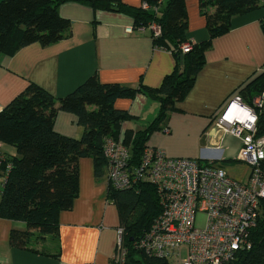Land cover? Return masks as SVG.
Instances as JSON below:
<instances>
[{
    "label": "crops",
    "instance_id": "0c3cea01",
    "mask_svg": "<svg viewBox=\"0 0 264 264\" xmlns=\"http://www.w3.org/2000/svg\"><path fill=\"white\" fill-rule=\"evenodd\" d=\"M118 1L134 8H140L142 2ZM166 1L160 0L159 6ZM198 4L199 0H185L187 40L191 43L208 37ZM58 13L70 21L66 38L48 46L31 43L12 54L0 53L3 106L30 82L60 98L92 73L101 82L133 88L158 87L175 67L174 54L155 48L149 29L135 28L130 14L93 8L78 0L62 3ZM204 59L191 90L162 124L166 128L154 131L146 145L162 149L169 157L198 159L221 167L225 161H237L231 157L236 156L241 141L218 132L215 116L228 99L238 94L239 87L264 71V7L233 16L229 31L212 40ZM114 106L129 115L120 125L118 139L123 142L125 130L146 127L159 109V103L142 92L132 98H117ZM54 130L79 138L84 128L74 114L58 110ZM224 134L233 139H225ZM0 152L5 158L16 155V149L3 142ZM2 170L1 166L0 181ZM78 175L77 196L70 209L59 213L57 234L41 236L36 230H29L23 248L12 246L11 230L25 231L27 226L22 221L0 217V264H110L121 220L116 205L106 197V173L96 177L92 159L82 157ZM248 175L249 172L244 180H238L228 174L241 182Z\"/></svg>",
    "mask_w": 264,
    "mask_h": 264
},
{
    "label": "trees",
    "instance_id": "16d2710c",
    "mask_svg": "<svg viewBox=\"0 0 264 264\" xmlns=\"http://www.w3.org/2000/svg\"><path fill=\"white\" fill-rule=\"evenodd\" d=\"M69 0H0V53L12 54L18 49L38 43L48 46L66 38L70 21L61 17L58 7ZM97 9L130 14L135 28H148L155 48L171 51L175 56L173 71L166 74L158 87H130L116 82H101L92 73L63 97L56 98L40 85L30 82L0 111V140L13 146L16 155L6 156L11 164L0 189V217L19 220L25 231L11 230L9 242L23 248L29 230L39 235L58 232V215L72 207L78 193V162L82 157L93 161L96 177L106 173L103 144L106 138L117 139L120 125L129 118L117 109V98H132L142 92L159 103L154 119L137 131L125 130L124 143L130 147L132 161L137 164L150 135L162 126L169 112L191 90L202 69L204 53L212 40L230 29L233 16L261 7L264 0H199V11L205 19L208 37L200 42L187 40L188 17L185 0H167L159 6L147 0L150 8H134L118 0H78ZM152 25L159 27L154 33ZM190 43L188 52L180 46ZM264 90V71L256 73L238 94L250 103ZM76 116L84 128L79 138L54 130L57 111ZM257 113V133L264 131V105ZM106 197L116 205L123 229L126 249L124 264H172L169 260L148 256L136 245L160 213L154 185L139 182L129 189L115 190L107 184ZM251 247L236 252L228 264H264V198L258 205L257 225L250 233Z\"/></svg>",
    "mask_w": 264,
    "mask_h": 264
},
{
    "label": "built area",
    "instance_id": "2783aa9c",
    "mask_svg": "<svg viewBox=\"0 0 264 264\" xmlns=\"http://www.w3.org/2000/svg\"><path fill=\"white\" fill-rule=\"evenodd\" d=\"M140 7L146 10L150 5L142 0ZM152 29L159 32L157 25ZM180 48L188 52L191 44L183 43ZM263 105L264 90L250 103L236 94L215 116L218 132L241 141L236 160L249 166L244 182L232 179L221 167L198 159L169 157L162 149L148 145L134 164L127 144L118 138L105 139L107 184L115 190L129 189L139 182L156 188L161 211L136 242L146 255L172 264H228L237 251L251 247L250 233L257 225L259 201L264 198V131L257 133L256 126V111ZM1 166L0 189L11 167L0 152ZM122 233V227L117 229L110 264L125 263Z\"/></svg>",
    "mask_w": 264,
    "mask_h": 264
},
{
    "label": "rangeland",
    "instance_id": "374dc122",
    "mask_svg": "<svg viewBox=\"0 0 264 264\" xmlns=\"http://www.w3.org/2000/svg\"><path fill=\"white\" fill-rule=\"evenodd\" d=\"M224 138H228L230 137L232 140L233 136L231 135H228V134H224ZM226 141V140H225ZM223 149H225L224 146H222ZM234 157H231V158H234L235 159V155H233ZM227 159V157L225 158ZM221 167L233 178L235 179H238V180H244L245 179V176L247 175V173L249 172V166L242 163V162H239V161H225L222 163ZM184 250L182 252V258L184 257Z\"/></svg>",
    "mask_w": 264,
    "mask_h": 264
}]
</instances>
